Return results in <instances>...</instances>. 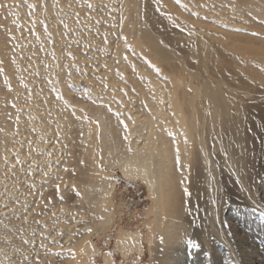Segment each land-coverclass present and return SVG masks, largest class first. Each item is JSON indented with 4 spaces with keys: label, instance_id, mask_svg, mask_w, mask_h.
I'll return each instance as SVG.
<instances>
[{
    "label": "rangeland",
    "instance_id": "rangeland-1",
    "mask_svg": "<svg viewBox=\"0 0 264 264\" xmlns=\"http://www.w3.org/2000/svg\"><path fill=\"white\" fill-rule=\"evenodd\" d=\"M129 1L0 0V264H72L64 257L82 236L91 247L87 264H106L105 254L111 264H150L168 192L158 200L143 178L125 179L118 164L103 160L115 145L116 153L135 152L143 141L137 130L152 117L171 134L175 120L182 133L168 189L190 227L184 264H264V0H137L139 13ZM142 23L176 59L157 58L140 37ZM202 43L200 60L194 54ZM204 80L244 114L243 181L210 143L209 104L194 95ZM93 113L110 127L106 142ZM82 118L92 128L89 140ZM194 118L197 129L188 127ZM206 150L212 213L200 212L198 201ZM93 163L115 182L100 203L109 211L104 224L92 223L95 193L87 201L80 193L97 179ZM127 231L140 234L142 254H123L134 243Z\"/></svg>",
    "mask_w": 264,
    "mask_h": 264
},
{
    "label": "bare ground",
    "instance_id": "bare-ground-1",
    "mask_svg": "<svg viewBox=\"0 0 264 264\" xmlns=\"http://www.w3.org/2000/svg\"><path fill=\"white\" fill-rule=\"evenodd\" d=\"M129 2L131 3V10L135 13H139L141 5H138L137 0H131ZM128 13H130V10ZM125 28L127 30L129 29L128 27ZM140 37L149 45L151 50H154L157 58L161 61L176 59L175 53L164 43V41L152 33L144 23H142L140 27ZM201 45V53L194 51L196 53L194 55L195 57H198V59L200 58L199 55L207 53L206 51L203 52L206 49L203 47V43ZM150 56L152 57V54H150ZM200 60L202 59L200 58ZM194 95L202 96L209 104V111L207 114H204V120L206 121L208 129L212 134L209 139L211 145L221 150V156L229 165L231 175L236 180L243 181L245 177L244 169L246 151L244 150L245 135L242 133L245 117L242 110L229 104L226 100L224 92L218 86L213 85L208 80L199 82V88L196 92H194ZM166 98L168 99L169 96L166 95ZM152 108L157 113L164 111L163 105L156 102H152ZM93 114L99 116L98 118L101 120V137L103 141H108L111 139V130L109 125L104 123L102 114ZM159 119V117L156 119L152 117V119L148 118L145 123H142V127H140V129L137 131H139V135H142L143 141L140 142L138 149L135 152L126 151L122 153H116L118 147L115 145L110 147L108 152H106L107 154L105 155L103 162L108 167H111L113 164H118L125 179L136 177L143 178L146 181L149 189L156 190V197L158 200H161L162 198V190L165 193L168 192L169 197L165 198L164 200H170V205L166 207L163 212L165 213V218H163L160 211L156 215L159 223L157 222L156 232L152 238L153 245L151 244L150 246V264H184L185 254L189 249L184 240L190 234V227L185 223V218L183 217V213L177 208V203L174 205L171 204L173 194L170 193L169 190L172 189L171 177L176 163L175 145L180 144L181 147V143L183 141L181 138L182 133L176 128L178 125L175 126V123L177 122H175V120H171L172 126L175 128V134L170 135V128L165 127L163 122ZM169 119L170 118L167 117L166 121ZM81 120L84 122L83 140H89L91 138L92 128H90V125H88L89 123H87L85 119L82 118ZM62 122V119H58V123L62 124ZM198 124L199 122L197 119H190L188 127L197 129ZM2 134L6 137H9L7 130H4ZM114 155L115 158L113 159L112 156ZM203 155V172L202 175L199 174L202 176L203 186L199 187V191L202 193L205 191V194H201V196L198 197V201H200V212L203 210L206 212H211L213 205L209 197L212 195L211 193L213 185L211 181L212 175L214 174V168L211 161L209 160L207 150L206 154L203 153ZM92 165L94 166L93 170L95 171V176H97V179L91 184L89 188L80 189V193L85 197V200L88 198L89 194L91 195L95 193V196L88 200L90 204V210L92 213L94 212L93 218L95 216L94 221L92 219V223L95 222L104 224L110 221V218L108 217L109 211H103L100 203L103 199L109 200L115 187V182L112 178L105 177L102 168H100L97 164L93 163ZM174 176H176V174H174ZM196 211L198 212V210ZM97 215L104 216V219L97 218L96 220ZM199 218L201 220L203 217L199 216ZM202 222L205 223L204 221ZM194 224H192V226ZM209 226L211 227V225ZM196 229H198V227ZM193 234L195 235L196 231ZM123 236L127 241L133 240L135 243H133L134 245L132 243L129 244L128 248L125 250V252H123L124 255H126L128 250L131 249L138 250L139 254H142L143 250L139 244L140 234L137 231L124 232ZM84 239L85 238H83V236L77 237L70 244V247L72 245L73 250L64 258H66V260L72 261V264H87V256L91 253V247ZM124 245L126 246V244ZM152 246H155V248L153 249ZM103 260L106 264H111L110 256L108 254L103 256Z\"/></svg>",
    "mask_w": 264,
    "mask_h": 264
},
{
    "label": "snow or ice",
    "instance_id": "snow-or-ice-1",
    "mask_svg": "<svg viewBox=\"0 0 264 264\" xmlns=\"http://www.w3.org/2000/svg\"><path fill=\"white\" fill-rule=\"evenodd\" d=\"M177 2H179V0H177ZM89 6L91 7V5H89ZM0 7H4V5H0ZM28 7L35 8V5L29 4ZM65 27H67V25H65ZM45 31H47V27L46 26H45ZM33 35H35V33H33ZM106 35L107 34H105V37H106ZM121 39L126 40L127 38L126 37H121ZM105 42L107 43V39H105ZM68 55L71 57V53H68ZM133 70H135V66H133ZM0 71H2V70H0ZM77 71H79L78 68H77ZM157 71H159V70L157 69ZM68 85H69V87L73 86V83H72L71 79H69ZM105 87H107V85H105ZM9 90H11V86L10 85H9ZM121 91L123 92L124 90L121 89ZM62 98L63 97H61V99ZM13 107H15V105H13ZM17 119H19V117ZM33 131H35V129H33ZM170 135H171V133H170ZM57 136H59V133H57ZM49 155H51V153H49ZM17 163H22V161L19 160V154H17ZM45 175H47V173H45ZM56 187H57V189H59V185H57ZM87 231L91 232V229H87Z\"/></svg>",
    "mask_w": 264,
    "mask_h": 264
}]
</instances>
